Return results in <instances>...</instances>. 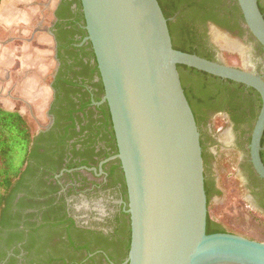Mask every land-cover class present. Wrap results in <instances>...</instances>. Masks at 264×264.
Returning a JSON list of instances; mask_svg holds the SVG:
<instances>
[{"label":"flooded vegetation","instance_id":"flooded-vegetation-1","mask_svg":"<svg viewBox=\"0 0 264 264\" xmlns=\"http://www.w3.org/2000/svg\"><path fill=\"white\" fill-rule=\"evenodd\" d=\"M53 1V20L46 30L56 61L48 78L50 99L33 106L19 100L17 109L11 111L26 122L32 141L25 171L12 184V226L0 232V264H44L50 259H63L66 264L90 260L122 264L130 241L128 198L116 158L109 111L102 101V83L86 40L80 1ZM257 3L264 18V0ZM217 19L229 28L212 21L195 25L198 47L193 48L198 53L194 54L223 63L226 49L214 39V26L239 43L246 64L239 69L264 81V49L247 30L243 19L239 18L235 26L234 18L224 10ZM188 74L183 79L179 70L200 133L204 183L209 195L207 208L222 195V176L230 173L227 168L233 162L225 164L223 160L232 155L238 157L233 171L246 192L245 202L264 217V181L252 169L248 149L260 109L258 93L233 82L242 85L244 97L253 91L251 96L259 99L256 117L251 121L248 106L235 110L229 94L217 80L209 76L197 79ZM219 119L224 126L216 129ZM261 148L264 164V132ZM219 230L223 229H213Z\"/></svg>","mask_w":264,"mask_h":264},{"label":"water","instance_id":"water-1","mask_svg":"<svg viewBox=\"0 0 264 264\" xmlns=\"http://www.w3.org/2000/svg\"><path fill=\"white\" fill-rule=\"evenodd\" d=\"M79 1L128 198L130 241L122 264H264V242L206 231L200 133L178 66L258 93L260 109L248 149L252 169L263 181L264 81L247 70L175 49L170 19L157 0ZM236 3L245 27L264 49L257 0Z\"/></svg>","mask_w":264,"mask_h":264},{"label":"trees","instance_id":"trees-1","mask_svg":"<svg viewBox=\"0 0 264 264\" xmlns=\"http://www.w3.org/2000/svg\"><path fill=\"white\" fill-rule=\"evenodd\" d=\"M165 18L170 19L175 16L174 21H168V28L171 35L173 47L182 52L194 54L198 53L194 49L196 44L195 25H204L212 21L224 27H228L226 22L217 19L218 13L223 10L234 18L235 26L238 19H242L240 10L235 0L227 4V0H157ZM234 2V3H233ZM231 28V27H230ZM198 47V46H197ZM209 60V59H208ZM178 70H187L190 77L197 76L203 79L207 76L217 80L218 84L229 94L232 106L238 110L241 105L251 110L250 120L256 117V107L259 106V99L251 96L241 95L242 85H236L231 81L219 79L217 77L196 71L194 69L178 66ZM189 75V74H188ZM216 82V81H214ZM224 82V83H223ZM256 94V93H255ZM256 96H258L256 94ZM197 123V122H196ZM31 134L26 122L15 112L0 108V232L6 227H11L12 215V184L15 179L22 175L30 157ZM204 157V156H202ZM205 191L209 197L208 192ZM215 222L207 218L206 231L213 233L214 228H218ZM224 232L223 230L214 233ZM43 263V262H42ZM66 264L63 259H50L44 264ZM80 264H110L101 261H86ZM120 264V262H114Z\"/></svg>","mask_w":264,"mask_h":264},{"label":"crops","instance_id":"crops-1","mask_svg":"<svg viewBox=\"0 0 264 264\" xmlns=\"http://www.w3.org/2000/svg\"><path fill=\"white\" fill-rule=\"evenodd\" d=\"M53 0H0V108L17 109V101H49L48 78L55 69L51 37Z\"/></svg>","mask_w":264,"mask_h":264},{"label":"rangeland","instance_id":"rangeland-1","mask_svg":"<svg viewBox=\"0 0 264 264\" xmlns=\"http://www.w3.org/2000/svg\"><path fill=\"white\" fill-rule=\"evenodd\" d=\"M218 44L222 48V45ZM227 50L223 52L222 60L224 64L236 68L241 65L244 66L242 50L238 52ZM180 73L183 79H186V75L189 72L181 70ZM221 126H224V122L219 119L218 123H216V129ZM236 158L238 157L229 155L223 160L225 164L233 160L232 164L227 168L230 173L222 176L225 187H223L222 195L218 200L212 201L208 206L207 218L219 224L224 232L264 242V217L259 215L249 203L245 202L246 192L233 171L238 161Z\"/></svg>","mask_w":264,"mask_h":264},{"label":"bare ground","instance_id":"bare-ground-1","mask_svg":"<svg viewBox=\"0 0 264 264\" xmlns=\"http://www.w3.org/2000/svg\"><path fill=\"white\" fill-rule=\"evenodd\" d=\"M214 39L217 41V43H220L222 45V48L228 49L230 51H241V47L239 43H236L230 39H227L225 36L219 34L217 31H212ZM228 138L224 139L226 142ZM228 143V142H227Z\"/></svg>","mask_w":264,"mask_h":264}]
</instances>
